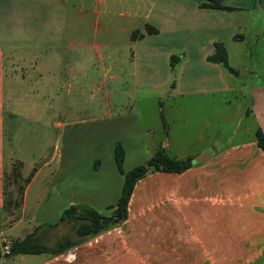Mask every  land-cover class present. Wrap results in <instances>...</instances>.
Returning <instances> with one entry per match:
<instances>
[{
	"label": "crops",
	"instance_id": "obj_1",
	"mask_svg": "<svg viewBox=\"0 0 264 264\" xmlns=\"http://www.w3.org/2000/svg\"><path fill=\"white\" fill-rule=\"evenodd\" d=\"M201 1L71 0L69 3V0H0V209L8 182L4 177L9 174L12 159L10 156L5 161L3 153L4 100H16L13 91L27 85L32 89L45 86L54 91V77H57L54 71L62 57L67 60L65 78L69 87L75 84V77L77 84L85 83L89 65L94 66L97 75L89 80L93 92L87 100H95L100 108H104L99 117L73 119V113L69 111L67 116L71 120H53L63 126L88 123L93 126L103 121L105 128H111L109 125L115 123V129L120 130L121 119L127 117V113L114 112L111 106L114 105L113 99L122 103L119 96L117 101L114 95L119 89L125 90L126 85L130 86L136 99H139L138 90L160 89L163 97L230 90L241 93L244 83L228 81V70L218 62L207 60L206 55L212 51L214 41H222L226 48L225 42L230 39L244 42V51L250 54V45L245 44L242 34L247 23L242 21V16L232 14L228 9L201 8L198 6ZM96 2L103 7L101 17L91 19L92 12L100 14L92 7ZM223 3L254 15L264 13V0H244L234 4L224 0ZM146 24L155 27L156 31L147 32ZM252 31L255 33L256 30ZM133 32L141 35L132 36ZM256 38V35L252 37L251 42ZM35 49H53L55 54L28 53ZM75 52L77 54H73ZM172 53L180 54V59L173 70L174 83L171 86L168 61ZM43 56L46 64L40 61ZM17 63H20V70L15 68ZM26 66H30L32 72H28ZM243 69L250 70V65L245 63ZM249 84L248 102L235 104L236 123L244 116L249 117L264 135V81L257 82L256 87H252L251 82ZM115 85L117 88H112ZM221 101L226 102L225 99ZM131 103L127 106H133ZM150 104L153 106L152 101ZM133 112L137 114V108ZM162 118L163 138H150L140 151L132 152L130 167L139 163L137 156H142L141 162H145L158 148L176 158H192L201 152H207L206 156L181 171H148L138 178L127 202L126 217L120 223L58 254L17 253L4 256L0 264H264V177L261 182L243 184L252 160L264 165V155L256 138L249 133L248 127H244L236 142L232 138L235 131L226 136V146L219 151L212 135L202 131L188 137L182 133L179 137H171L169 121L163 112ZM204 122L207 126L210 120ZM124 137L127 142L134 138L129 132L124 133ZM120 143L124 149V142ZM72 149H67V155L74 153ZM125 153L124 149L123 169ZM54 157L55 167L49 170L50 185L54 182V172L59 174L58 171L65 170L63 162L67 160V157L62 159V153ZM50 158L46 155L39 165L33 161L21 168L22 176L30 175L21 191V212L29 190L36 197L46 195L44 186L34 187L32 183ZM119 175L121 183L122 174ZM161 175L166 193L142 207L138 184ZM98 201L106 211L96 210L110 215L113 204L107 193L100 195ZM190 203L203 204V211L194 210V218L192 210H184ZM168 205L170 210H165ZM139 219L146 221L137 225ZM20 221L18 217L7 229H19ZM173 221H177V225H172ZM50 224L54 222L33 226H39L36 230L39 239L48 229L52 232L54 225ZM33 228H26L21 235L12 237L20 238Z\"/></svg>",
	"mask_w": 264,
	"mask_h": 264
},
{
	"label": "rangeland",
	"instance_id": "obj_2",
	"mask_svg": "<svg viewBox=\"0 0 264 264\" xmlns=\"http://www.w3.org/2000/svg\"><path fill=\"white\" fill-rule=\"evenodd\" d=\"M227 1L234 4L241 3L244 0ZM69 3H71V0H69ZM87 6L89 7V4ZM92 7L98 9L100 14L95 15L92 12L91 19H100L103 7L101 4L98 5L97 2ZM229 12L242 16V21L248 24H244L242 34L245 44L250 45V54L244 51V42L242 41L230 39L225 42L227 61L235 70H239L236 74L228 71L226 77L228 81L244 83L243 90H240L241 93L237 90H230L228 92L163 97L160 89L152 91L138 90L137 96L139 99H136L130 90V86L126 85L125 90L119 89L117 94L114 95L116 99L119 96L118 99L122 100V103H118L113 99L114 105L111 106L114 112L120 113V111H123L127 113V117L121 119L123 120V127L121 126L120 130H116L113 125L115 123L109 125H112L111 128H105L106 125L103 121L95 123L94 127L91 126V123L87 125L77 124L73 127L53 123V120L59 122L71 120L67 116L69 111L73 113V119L102 116L104 108H100L95 100H87L88 95L93 92V84L89 80L97 75L93 65H89V72L84 76L85 83H82V85L77 84V78L75 77V84L69 87L66 85L65 78L68 68L67 60L62 57L59 59L57 70L54 71V76H57L54 77L56 80L54 81V91L45 86L32 89L30 85L13 91L16 100L12 101L6 98L2 110L4 160H8L10 156L12 159L9 174L4 177V179L6 178L5 181L8 182L5 184L4 200L0 209V236L3 235L9 242L10 239L14 238L13 235H21L26 228H33L35 224L55 223L58 221L62 209L67 207L69 203H84L87 206L91 203V207L105 213L106 210L98 201L99 196H103L106 192L107 198L114 205L121 184L119 183L120 172L116 168L113 157L115 142L120 141L117 139H122L121 141L124 142L126 153L123 165L125 169L123 170H127L133 164V161L129 160L132 152L140 151L143 143L150 138H163L162 125L164 120L162 112L165 113L169 121L171 137H179L180 133L188 137L197 135L198 132L202 131L203 134L212 135L215 148L219 151L226 146V138L232 135L233 131H235V135L232 136L234 138L233 142H236L239 139H237L238 134L242 133L244 127H248L249 133L255 138L256 124L253 119L244 116L238 124L236 123L238 113L235 104L238 101L248 102L247 91L248 86H251L250 82L253 84L252 87H256L257 82L264 81V13L254 15L249 11L246 13V11L235 7L230 9ZM252 29L256 30L255 33ZM84 34L86 37L87 33L84 32ZM255 35L256 40L251 42V38ZM28 53L39 54L40 56L42 54H55L53 49H35ZM58 54L63 53L59 52ZM40 61L47 63L45 56ZM245 63L250 65V70L243 69ZM19 64L17 63L15 66L18 70L21 67ZM59 69H61V72H59ZM26 70L32 72L30 66H26ZM255 71H257V74H254ZM116 86H112V88L116 89ZM221 99H225L226 102H222ZM150 101L153 102V106ZM130 103L133 106H127ZM77 104L79 105L77 106ZM135 108L138 110L137 114L133 112ZM215 112L218 115H211ZM221 114L228 115V117ZM205 119L210 120L207 126L204 122ZM126 132L132 133L134 136L128 142L124 139V133ZM134 143L137 146L132 147L131 144ZM67 149L74 150V153L71 155V152L67 155ZM59 153H62V159L67 157V160L63 162V165H66L65 170L58 171L59 174L55 171L54 182L50 185L52 179L49 170L55 167L54 156ZM46 155L51 157L49 163L40 169L32 183L34 187L44 186L46 195L36 197L29 190L23 208L24 211L21 212L20 205L18 206L17 202L20 200L21 203V191L28 176L21 175V168L29 162L38 163ZM141 157L137 156L138 164L143 163ZM245 174L246 178L243 184L261 182L264 177V165L260 161L252 160L251 167ZM137 190L142 207L154 199L162 198L166 193L163 187L162 175L145 179L138 184ZM115 193L117 196H115ZM202 205V203H190L187 209L184 210H192L191 214L194 218V210L203 211L201 209ZM165 210H170L169 205L165 207ZM18 217L21 220L19 229H7L17 221ZM145 221V219H139L136 223L139 225ZM176 222L173 221L172 225H177ZM158 225L164 224L159 223ZM71 226L72 221L68 219L60 220L54 226L52 232L50 229L45 231V236L40 238L41 242L46 245H53L57 238L63 234H68L71 238H77Z\"/></svg>",
	"mask_w": 264,
	"mask_h": 264
},
{
	"label": "trees",
	"instance_id": "obj_3",
	"mask_svg": "<svg viewBox=\"0 0 264 264\" xmlns=\"http://www.w3.org/2000/svg\"><path fill=\"white\" fill-rule=\"evenodd\" d=\"M224 0H203L198 6L201 8L210 9H233L234 7L224 4ZM145 30L147 32H155L156 28L146 24ZM141 33L133 32L132 36ZM180 56L176 54L169 55V68L171 70L170 85L174 83V68L176 63L179 61ZM206 59L220 63L229 72L236 74L234 67L229 65L227 61V52L225 45L222 41L216 40L213 42V49L206 55ZM256 143L262 150L264 155V135L260 128L256 127L255 131ZM124 151L119 142H115L113 147V157L116 168L122 174V182L119 191V195L115 200L113 209L110 215H104L98 212L96 209L87 206L85 204H70L65 207L60 215L56 226L60 220L68 219L72 221V230L77 238H71L68 234H63L58 238L53 245H46L41 242L36 234V230L39 226L33 228L32 231L24 234L22 237H14L9 240L8 252L5 256L14 255L17 253H38L46 252L49 254H58L70 246H73L82 240L91 237L102 230L109 228L115 224L120 223L125 217L127 212V202L132 191L134 182L145 175L148 171H181L191 164V157L187 158H176L167 155L162 148H158L145 162L134 165L127 170H123ZM31 174V172H30ZM30 175L26 177L28 180ZM20 205V200L17 202Z\"/></svg>",
	"mask_w": 264,
	"mask_h": 264
},
{
	"label": "built area",
	"instance_id": "obj_4",
	"mask_svg": "<svg viewBox=\"0 0 264 264\" xmlns=\"http://www.w3.org/2000/svg\"><path fill=\"white\" fill-rule=\"evenodd\" d=\"M8 240L2 235L0 236V259H2L8 252Z\"/></svg>",
	"mask_w": 264,
	"mask_h": 264
},
{
	"label": "water",
	"instance_id": "obj_5",
	"mask_svg": "<svg viewBox=\"0 0 264 264\" xmlns=\"http://www.w3.org/2000/svg\"><path fill=\"white\" fill-rule=\"evenodd\" d=\"M207 152H201L191 158V162H197L206 156ZM39 165V163L37 164Z\"/></svg>",
	"mask_w": 264,
	"mask_h": 264
}]
</instances>
